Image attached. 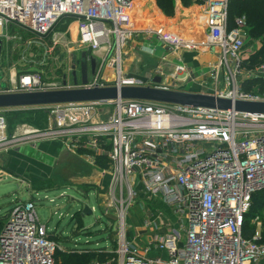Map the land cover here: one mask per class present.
I'll return each instance as SVG.
<instances>
[{
  "label": "built area",
  "instance_id": "obj_1",
  "mask_svg": "<svg viewBox=\"0 0 264 264\" xmlns=\"http://www.w3.org/2000/svg\"><path fill=\"white\" fill-rule=\"evenodd\" d=\"M228 1L206 0L199 10L210 31L208 48L218 53L207 78L198 81L204 91L181 88L190 81L197 83V73L180 57L168 69L158 66L148 80L123 72L119 55L136 35L151 33L162 40L169 52L164 60L184 44L160 27L127 26L128 18L122 14L131 8L130 0H0V69L22 50L17 47L20 42L26 45L24 57H37L31 49L34 42L41 43L40 50L57 49L66 32L56 27L63 19L72 18L81 25L80 45L84 50L106 49L92 75L95 77L79 86H152L264 101V89L245 91L238 80L245 69L246 59L240 52L248 24L246 16H240L229 25ZM115 62L113 79L104 78V69ZM259 71L264 74V61ZM156 76H161L160 82L155 81ZM164 76L172 81L165 83ZM73 86L72 80L67 85L63 80L45 83L32 71L17 75L12 84L4 76L0 78V93ZM104 104L112 105L110 113L102 111ZM34 107L48 108L51 117V126L36 137L65 140L72 149L81 146L80 139L84 138L86 146L109 156L110 168L101 174L110 176L105 214L116 221L117 249L108 262L95 260L92 264H264V207L257 213L252 210L254 194L264 189V114L138 99ZM2 110L0 147H9L32 134L27 131L9 138ZM138 184L179 216L175 227L145 246L136 242L142 231L131 237L135 228L126 222L129 210L139 202ZM151 214L144 211V227L158 228L159 223L149 218ZM49 235L35 202H18L0 232V264H57L55 253L60 246ZM152 251L165 252L166 257L154 256Z\"/></svg>",
  "mask_w": 264,
  "mask_h": 264
},
{
  "label": "rangeland",
  "instance_id": "obj_2",
  "mask_svg": "<svg viewBox=\"0 0 264 264\" xmlns=\"http://www.w3.org/2000/svg\"><path fill=\"white\" fill-rule=\"evenodd\" d=\"M205 4L206 0H194L191 5L187 6L181 0H174V12L172 15H168L160 9L156 0L132 1V7L135 5L139 10L136 9L137 12L134 16L129 15V17H127L128 21L126 25L133 26L139 23V25L144 27L145 25H160L163 28V22H171V18L180 17V14L199 11ZM142 8H147V13L142 10ZM165 17H167V19ZM80 26L81 25L76 19H63L61 24L56 27V30L66 32V37L62 39L63 43L57 44V49L47 52L45 49L40 50V46L38 45H41V43L34 42V46L31 47L32 52L37 55V57L34 58L23 56L26 45L20 42L17 47L22 50L11 60V63L8 64V68L3 70V75L8 78L13 71H15L17 75H20L23 70H26L39 73L42 81L45 83H61L65 74H67L68 80L71 79L73 81V58L75 55L79 58L81 51L85 49L80 45ZM141 36L147 37L146 35ZM256 39L255 36H250L249 28L247 27L245 45L240 52V56L243 59H246L248 55L257 48ZM46 41L51 45V38H48ZM262 41H264V38ZM162 42V40L154 35L151 44H153L154 47L164 48ZM86 50L91 55L97 57L99 61L101 60L99 54L96 55L97 53H94L90 49ZM127 50L128 47L126 46L119 55L123 70H125V66H123L124 60H126L125 62L127 63L129 62L127 59ZM160 50L157 56L164 51L162 48ZM113 57L115 58L116 54H114ZM263 61L264 56L262 55L256 62L249 64L245 62V69L243 73L238 76V80L241 82L242 88L245 91L258 92L264 89V74H261L259 71V67ZM9 65L11 67H9ZM139 65L142 66L143 63L139 62ZM108 66V71L110 73L108 79L112 80L113 72H115L117 68V62H115L113 66ZM137 66L138 62H135L131 64L130 68L134 67V69H137ZM155 69V65L152 67L145 66L142 67L140 71H138V69L137 71L131 69L130 73L138 74L136 76L139 78L148 80L150 78L148 77L149 75L155 74ZM10 70L12 71L10 72ZM77 71L78 79H80L79 67ZM92 75L93 74L89 76L90 79L95 77ZM103 77L106 78L105 74H103ZM242 81L245 83L243 84ZM181 88L194 91L206 90L205 87L203 88L192 81L187 84H182ZM101 109H103L102 111H104V113H110L112 111V105H101ZM100 112L98 114H100ZM2 114H4L6 118V134L9 138L25 134L27 131L33 132L25 137V140L11 144L9 146L10 148L0 147V217L6 220L9 212L18 202H26L32 199L35 202L36 211L41 223L47 225L48 230L52 233H56L57 237L63 238L61 240L62 242L59 243L60 248L58 249L69 251L70 248H73L79 252H84L85 249L92 248L97 253H102L103 249L108 251L116 250L117 243L114 239L116 237L117 224L116 221L110 219L108 215L105 214L106 205L108 204L107 195L109 194V189L106 190L105 182H100L99 177H105L106 179L110 178L109 175L101 174L104 168H110L108 154H100V150L96 151L86 146V140L84 138L80 139L81 146L75 149L67 145L65 140H55L63 144V151L55 158L44 156L43 160H49L48 164H50V166L48 167V172L44 175L41 173H36L37 175L20 173L19 166L17 167V165H14L16 162L14 155L18 154L19 151V146H16L21 145L22 142L43 141L38 138L39 136L36 137L35 135H37L39 131H45L51 126L50 111L46 107L8 108L3 109ZM98 117L96 118L97 120L100 119ZM21 151H23V148ZM24 151L30 153L31 150L28 151V148H25ZM32 153H34V150ZM99 161H102V163H99ZM95 174H97L98 177H95ZM92 175H94V177H91ZM140 185L143 186L142 184H138L136 188ZM139 200L141 201L140 196ZM157 204H161V202L153 203L150 201V203L140 204V206L143 205V211L146 210L147 214L153 213L149 218L158 220L159 226L156 228L157 231L165 227L167 220L175 224L178 222L179 216L177 214L173 215L165 212L163 216L159 211L155 212L152 208H155V206L157 207ZM85 205L93 209L91 214L83 213ZM136 207L137 205L129 210L126 220L128 227L131 228L138 224L140 219L139 216L135 215ZM109 209L111 213H114L112 208ZM168 209L170 213H172L173 210L170 208ZM253 211L257 213L258 209ZM75 214L77 218L73 217ZM142 216L144 219V212H142ZM77 220L81 221L83 225L79 229ZM133 236L134 234L132 237ZM95 260L103 261L95 257L90 264ZM109 260L110 257L105 261L108 262ZM56 263L58 264L57 259Z\"/></svg>",
  "mask_w": 264,
  "mask_h": 264
},
{
  "label": "crops",
  "instance_id": "obj_3",
  "mask_svg": "<svg viewBox=\"0 0 264 264\" xmlns=\"http://www.w3.org/2000/svg\"><path fill=\"white\" fill-rule=\"evenodd\" d=\"M133 2H136V0H133ZM131 8L133 7L131 6ZM134 8L136 12L137 10H139L138 7H135V5H134ZM142 10L146 11V13L148 11L147 8H142ZM165 18L167 19V17ZM170 21L171 22H167V21L163 22L162 24L163 28L160 25L158 26L152 25V26L160 27L165 31H169V33L175 34L182 41H184V44H182L181 47L179 48H175L174 54H170L167 60H164L163 59L164 56H166L169 52L166 51V48L163 42L162 43H163L164 48L163 47L161 48L164 51L162 50L163 53L157 56V53L158 51H161L160 50L161 48L156 47V46L154 47L153 44H151L154 35L151 33L136 35L133 38L129 39L127 42V47H128L127 59L129 62L127 63L125 62L126 60H124L123 66H125V70H123V72L127 73L128 75L136 76L138 74L130 73L131 69L135 71H137L138 69V71H140L142 67H145V66L152 67L154 65L156 66V68L157 66H162L165 69H168L167 67L171 66L173 62L175 63L178 60V57H180L185 64H187L189 67L193 68L196 71L197 84L199 85L198 81L203 80L204 82V79L207 78V72H208L209 66L211 64H214L218 58L217 51L214 50V48L212 47L208 48V44L210 43L211 36H210V31L207 28L208 26L206 25V17L202 12L193 11L190 13L180 14V17L178 16V17L171 18ZM135 25H139V23ZM145 26H149V25H145ZM141 35H146L147 37H144V36L142 37ZM255 41L257 42V48L255 50H258L259 48H261V45H262L261 41L259 39H256ZM255 50H253L251 54ZM98 51L94 53H97L96 55L99 54V56L102 57L105 54L106 49H100ZM251 54H249L246 59H248ZM16 55L17 54L15 53L13 55V58L16 57ZM12 59L10 58L7 61L11 63ZM135 62H138L137 69H134V67L130 68L131 64L132 63L134 64ZM139 62L143 63V65L140 66ZM9 67L11 66L9 65ZM13 67H16V66H13ZM108 67L109 66H107L104 69V74L107 78L110 76ZM173 69L171 70L173 71ZM11 71L12 70H10V72ZM25 71L26 70H23V72ZM148 77H151V75H149ZM4 79L8 83L12 84L13 82L17 80V73L13 71L12 74L9 75L8 78L4 76ZM69 81L71 83V79ZM162 81H164L165 83H169L172 81V79L169 76H164ZM62 146L63 144L60 141H55V140L32 141V142H26V143L22 142L21 145L16 146L18 147L19 151H18V154L14 155V158L16 160L14 165L15 166L17 165V167L19 166L18 168H20L19 170L21 171L20 173L30 174V175H33V174L37 175L36 173H41L42 175H44L46 172L49 171L48 167L50 166V164H48L49 160H43L44 156L49 157V158H55L56 156H59L60 153L63 151ZM22 148H23V151H21ZM25 148H28V151L31 150L30 153L27 151H24ZM33 150H34V153H32ZM91 177H94V175H92ZM95 177H98V175L95 174ZM99 177H100V182H103V183L105 182V186L107 190L109 186L108 182L110 183V178L106 179L105 177H101V176ZM138 192H139L141 201L139 200L137 207L135 208V211H136L135 215L139 216L140 219L138 221V224H136L134 227L137 228V230L142 231L141 236L137 238L136 242L140 246H145V245L152 243V241L154 240L153 239L154 237L168 233L173 227L176 226V224L172 223V221L170 220H167V224L165 225V227L162 229H159V231H157V229L154 226L150 228L144 227V219L142 216V212H144L143 205L140 206V204H145L147 202L150 203V201H152L153 203L161 202V204H157V207L155 206V208H152L154 209L155 212L159 211V213L162 215L165 212H168L169 214H173V215L175 214L173 213V211L172 213H170V210L168 209L170 207L167 206L160 197H155V196L150 195L143 186L140 185L138 187ZM137 230L136 229L131 230L130 232L131 237L133 233L135 235ZM151 254L154 256L162 255L163 257H166L165 252L152 251Z\"/></svg>",
  "mask_w": 264,
  "mask_h": 264
},
{
  "label": "water",
  "instance_id": "obj_4",
  "mask_svg": "<svg viewBox=\"0 0 264 264\" xmlns=\"http://www.w3.org/2000/svg\"><path fill=\"white\" fill-rule=\"evenodd\" d=\"M1 48L2 42L0 41V53ZM75 60L76 57L74 56L72 72V75L74 76L73 87L37 91L3 92L0 93V108H23L75 102H105L116 99H138L183 106L220 110L232 109L238 112L264 114V101L233 100L232 98L220 97L213 94L152 86H79L80 82L84 85L88 83L89 75L87 71V62L83 59L80 69V79H78L77 72L75 71ZM92 72H94V69H92ZM2 77L0 69V78ZM155 81L160 82L161 77L156 76ZM67 82L68 76L65 74L63 77V83L67 85ZM2 86L5 88L6 83L2 82ZM92 212L93 209L88 205H85L83 213L91 214Z\"/></svg>",
  "mask_w": 264,
  "mask_h": 264
},
{
  "label": "trees",
  "instance_id": "obj_5",
  "mask_svg": "<svg viewBox=\"0 0 264 264\" xmlns=\"http://www.w3.org/2000/svg\"><path fill=\"white\" fill-rule=\"evenodd\" d=\"M133 1V0H130ZM160 9L163 10L168 15H172L174 12V0H156ZM185 5H191L194 0H181ZM200 1V0H195ZM246 16L247 18V24L249 28V34L250 36L253 35L255 38L259 39L261 41V48L258 50H255L248 59H246V62L252 63L256 62L257 59L260 56H264V41L262 39L264 38V0H229L228 1V22L230 26L234 25L235 18L240 16ZM72 19V18H71ZM61 24V23H60ZM59 24V25H60ZM7 65L2 63L1 64V72L2 76L4 71L6 70ZM245 83V82H244ZM243 83V84H244ZM101 159V158H100ZM104 161V160H102ZM102 161H99V163H102ZM264 206V189L256 192L253 196V203H252V210L260 209ZM74 218L76 217V214L73 215ZM79 223V228H81L83 225L81 221L77 220ZM4 226V218H0V232L3 229ZM253 229L251 228L248 231V234L250 235L252 233ZM50 239L55 240L58 244L62 242L61 240L63 238L57 237L56 233L50 232L49 235ZM60 248V247H59ZM106 248V247H103ZM102 248V249H103ZM103 252L97 253L92 248L85 249L84 252H79L76 249L70 248L69 251H63L58 249L56 252V259L58 261V264H90L95 257L97 259H101L104 262L105 260L110 257L115 256V250H111L108 252V250L103 249Z\"/></svg>",
  "mask_w": 264,
  "mask_h": 264
},
{
  "label": "flooded vegetation",
  "instance_id": "obj_6",
  "mask_svg": "<svg viewBox=\"0 0 264 264\" xmlns=\"http://www.w3.org/2000/svg\"><path fill=\"white\" fill-rule=\"evenodd\" d=\"M76 60H75V71L78 74V67L79 69H81V63L82 60L85 59L87 62V71H88V75L90 76L92 73H95L97 71V69L99 68L100 65V61L93 55H91L89 52H87V50H82L80 53V57L78 58V56H76ZM92 69H94V72H92Z\"/></svg>",
  "mask_w": 264,
  "mask_h": 264
},
{
  "label": "bare ground",
  "instance_id": "obj_7",
  "mask_svg": "<svg viewBox=\"0 0 264 264\" xmlns=\"http://www.w3.org/2000/svg\"><path fill=\"white\" fill-rule=\"evenodd\" d=\"M130 12V13H129ZM136 14V11H135V8H131L130 11L127 10V9H124L123 11V14H122V18H125V17H129L130 16H134ZM31 130V129H30ZM24 131V130H23Z\"/></svg>",
  "mask_w": 264,
  "mask_h": 264
}]
</instances>
